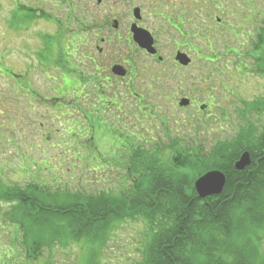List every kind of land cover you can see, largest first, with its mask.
Segmentation results:
<instances>
[{
	"label": "rangeland",
	"instance_id": "rangeland-1",
	"mask_svg": "<svg viewBox=\"0 0 264 264\" xmlns=\"http://www.w3.org/2000/svg\"><path fill=\"white\" fill-rule=\"evenodd\" d=\"M188 14L183 30L184 34L190 36L193 47L189 54L192 61L190 67L180 68L173 64L172 54L176 47L170 35L178 44L183 38L179 32L168 27H164L168 28V34L158 37L159 51L166 64H158L153 71L147 69L153 64L149 59H142L136 64L139 74H144L139 80L140 84L150 82L149 75H155L157 80L150 85L148 83V86L136 88L138 93L148 94L149 99L145 98V102L155 106L153 111L143 108L139 113L143 116L140 120L136 119L138 113H134L138 112L136 105L129 103V99L125 100L131 110L125 116L107 119L104 97L94 93L91 100L82 98L81 101L98 108L78 114L80 123L72 130L73 126L65 127L54 116L48 117L49 109H29L25 99L16 96V105L22 107L17 113L21 131L17 136L20 142L14 146L6 140L0 145V190L6 194L22 190L26 195L31 185H36L37 189L33 193L46 208L64 204L69 201L66 197L78 194L83 198L102 192L117 196L126 194L135 182V185L144 186V181L135 177L132 163V160H138L137 165H140L139 157L142 160L144 155H137L132 160L129 158L138 145L143 146L152 158L140 169L146 175L156 168L151 162H158L157 159L171 160L169 145L174 139L182 143L186 139L188 145L181 146L188 150L202 147L204 154L224 141L233 139L246 124L247 128H258L262 132L264 120L260 121L255 108H260L259 104L264 103V0H209L201 5L194 2ZM83 30L80 33L85 35ZM46 31L54 32L55 27L43 21L38 22L31 31L32 39L21 40L17 36L10 49L5 47L0 52V56L5 58L4 65L20 75L28 71L32 61L34 71L26 74L42 94L51 88V81L39 74L33 59L26 57L24 44L32 45L35 50L38 42L34 36ZM71 35L78 36L75 30L66 31L63 46H60L66 64L67 61L72 63L71 56H68L72 46L83 50L81 39L84 37L73 39ZM258 46L260 50L256 52ZM207 58L211 63L207 62ZM71 63L69 68L72 70ZM80 70L84 74L81 65ZM180 81L182 89L187 84V92L178 87ZM154 83L160 84L161 88L155 86V92H152L149 86ZM0 89L1 94L7 96L8 89L2 80ZM113 90L124 96V88H120V84L112 88L108 86L105 91L110 94ZM184 94L195 103L194 107L187 110L179 107ZM150 106L143 104V107ZM150 113H154L155 119H149ZM68 118H73V115L70 114ZM30 121L35 125H30ZM41 124L43 126H39ZM24 127L28 132L26 139L22 131ZM90 131L94 133L91 138ZM7 136L10 138V135ZM72 143L76 151L71 149ZM79 145H85L82 146L85 151L87 145L92 146L91 163L101 165L100 171L95 173L92 169H86L84 162L88 160L79 155V150L80 153L82 150L76 147ZM160 149L165 151L164 154H156L155 151ZM33 218L17 210L16 202L9 199L0 201V264H134L141 258L144 240L150 232L147 221L128 220L115 233H109L110 239L106 246L100 242L89 244L86 239L79 243L70 242L68 246L57 244L51 252L44 249L42 258L34 263L27 260L29 250L24 234L25 227L30 226ZM259 233L264 237V230ZM252 237L254 255L259 256L264 263V242L259 246L257 236L253 234ZM28 242L32 243V240L28 239ZM50 255L51 260L48 259Z\"/></svg>",
	"mask_w": 264,
	"mask_h": 264
},
{
	"label": "trees",
	"instance_id": "trees-1",
	"mask_svg": "<svg viewBox=\"0 0 264 264\" xmlns=\"http://www.w3.org/2000/svg\"><path fill=\"white\" fill-rule=\"evenodd\" d=\"M255 50L258 52L259 46ZM69 72L72 73L71 70ZM64 89L70 88L66 84ZM63 99L67 113L75 106V98L70 94L64 95ZM259 105L255 112L263 121L264 103ZM70 121L65 119L64 125L69 126ZM11 127L16 134L18 122ZM262 130L247 128L246 124L233 139L204 154L202 147L188 150L181 146L188 145L186 139L183 143L174 139L175 144L169 145L171 160L151 162L156 168L146 175L140 169L152 158L143 146L138 145L129 158L132 160L137 155H144L142 160L139 157L140 165H137L138 160H132L135 177L141 178L144 186L135 185V182L127 195L110 196L102 192L83 198L78 194L66 197L69 201L64 204L46 208L33 193L37 186L31 185V191H26V195L22 190L9 194L0 190V201H14L17 210L34 217L24 233L29 250L27 260L34 263L42 258L44 249L51 252L57 244L68 246L70 242L79 243L86 239L89 244L100 242L106 246L109 233H115L128 220L141 219L148 222L150 232L144 240L141 258L134 264H264L259 256L254 255L252 244L253 234L257 236L259 246L264 242L259 233L264 230V125ZM91 135L94 136L93 131H90L89 138L93 137ZM16 137L14 140L13 135L11 144H17L19 138ZM5 141L6 135L2 133L0 145ZM82 146L76 147L82 149L81 153L79 150L81 158L88 160L84 162L86 169L97 173L102 166L91 163L92 146L87 145L86 151ZM73 148L76 151L74 143ZM155 152L161 155L165 151ZM245 152L251 156V165L244 171H237L235 164ZM211 170L225 174L226 186L221 195L202 200L194 183ZM32 210L37 212L32 214ZM48 259L51 260V255Z\"/></svg>",
	"mask_w": 264,
	"mask_h": 264
},
{
	"label": "flooded vegetation",
	"instance_id": "flooded-vegetation-1",
	"mask_svg": "<svg viewBox=\"0 0 264 264\" xmlns=\"http://www.w3.org/2000/svg\"><path fill=\"white\" fill-rule=\"evenodd\" d=\"M207 1L209 0H0V52L5 47L10 49L17 36L21 40L32 39L31 31L38 22L43 21L55 27L54 32L46 31L34 36L38 42L35 50L32 45L24 44L26 57L33 59L39 74L51 81V88L45 93L39 92L26 74L34 71L32 61L28 71L20 75L7 68L3 63L5 58L0 56V80L8 89L7 96L1 94L0 89V141L3 129L18 122L17 113L22 107L16 105V96L23 97L29 109H49L47 116H54L63 125L65 116L72 114L73 118L70 119L73 124L71 120L68 126H73L72 130L80 123L78 114L98 108L87 105V101H81L82 98L91 100L94 93L104 97L103 106L107 119L113 120V117L118 115L125 116L131 110L125 100L129 99V103L136 105L138 112L134 113H138L136 119L140 120L143 116L139 113L143 108L153 111L155 106L145 102L149 99L148 94H140L136 88L148 86V83L150 85L152 81L157 80L155 75L147 74L150 82L140 84L139 80L144 74H139L137 62L142 59L151 60L153 64L147 67L148 71H153L158 64H166L159 51L158 37L168 34L169 28L179 32L183 38L178 44L170 35L171 42L176 47L172 54L173 64L183 68L176 61L177 54L183 53L190 58L189 54L193 51L190 36L184 34L185 20L194 2L201 5ZM33 17L36 20H33ZM164 27H168L167 30ZM81 29H85V35L80 33ZM74 30L78 36L71 35L73 39L84 37L81 39L83 50L76 45L72 46L73 49L68 54L72 63L67 61L66 66L60 46H63L64 33ZM141 32H148L152 36L157 54H150L140 46L137 36ZM70 63L73 65L72 70L69 68ZM80 65L85 70L84 74H81ZM117 83L120 88H124L123 97L115 90L110 94L105 91L108 86L112 88ZM66 84L70 89H64ZM155 86L160 87V84L149 86L152 92H155ZM185 86L182 89V82H179L181 91L186 90ZM70 94L75 98V106L69 108L66 113L63 96ZM182 97L187 99L185 94ZM145 103L150 107H143ZM194 104L190 101L186 108H192ZM150 114L149 119H155L154 113ZM28 121L29 119L27 124ZM29 123L35 125L32 121ZM25 135L27 137V131Z\"/></svg>",
	"mask_w": 264,
	"mask_h": 264
},
{
	"label": "water",
	"instance_id": "water-1",
	"mask_svg": "<svg viewBox=\"0 0 264 264\" xmlns=\"http://www.w3.org/2000/svg\"><path fill=\"white\" fill-rule=\"evenodd\" d=\"M137 41L140 46L146 50L150 54H156V50L154 49V42L152 36L148 32H141L137 36ZM176 61L180 63V65L184 67H188L191 64L190 58L187 55L178 53L176 57ZM190 104L188 99H183L180 102V107H187ZM203 109V108H202ZM251 165V156L248 152H245L239 161L235 164V168L237 171H244ZM226 186V176L224 173L218 170L209 171L199 177L195 184V190L198 194V197L202 200L207 199L213 196H219L222 194L224 188Z\"/></svg>",
	"mask_w": 264,
	"mask_h": 264
}]
</instances>
